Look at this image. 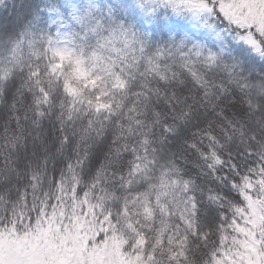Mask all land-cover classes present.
Instances as JSON below:
<instances>
[{
	"label": "snow or ice",
	"instance_id": "obj_1",
	"mask_svg": "<svg viewBox=\"0 0 264 264\" xmlns=\"http://www.w3.org/2000/svg\"><path fill=\"white\" fill-rule=\"evenodd\" d=\"M0 264H264V0H0Z\"/></svg>",
	"mask_w": 264,
	"mask_h": 264
}]
</instances>
